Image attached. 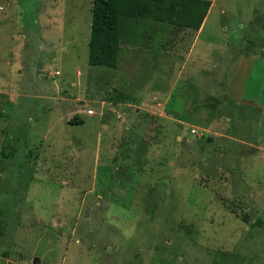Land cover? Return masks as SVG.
Returning <instances> with one entry per match:
<instances>
[{"label": "rangeland", "instance_id": "obj_1", "mask_svg": "<svg viewBox=\"0 0 264 264\" xmlns=\"http://www.w3.org/2000/svg\"><path fill=\"white\" fill-rule=\"evenodd\" d=\"M210 1L113 69L92 0H0V264H264V0Z\"/></svg>", "mask_w": 264, "mask_h": 264}, {"label": "trees", "instance_id": "obj_2", "mask_svg": "<svg viewBox=\"0 0 264 264\" xmlns=\"http://www.w3.org/2000/svg\"><path fill=\"white\" fill-rule=\"evenodd\" d=\"M210 0H92L88 39V64L116 68L120 49L121 22L150 19L171 27L198 30L210 9ZM71 124H82L74 116ZM15 146H3L0 158L14 155ZM255 224H260L255 220Z\"/></svg>", "mask_w": 264, "mask_h": 264}, {"label": "crops", "instance_id": "obj_3", "mask_svg": "<svg viewBox=\"0 0 264 264\" xmlns=\"http://www.w3.org/2000/svg\"><path fill=\"white\" fill-rule=\"evenodd\" d=\"M2 8H0V37H1V34L2 32L4 31L5 27L3 25V19L5 18L6 19V14H4L3 12V6H1ZM7 20V19H6Z\"/></svg>", "mask_w": 264, "mask_h": 264}, {"label": "built area", "instance_id": "obj_4", "mask_svg": "<svg viewBox=\"0 0 264 264\" xmlns=\"http://www.w3.org/2000/svg\"><path fill=\"white\" fill-rule=\"evenodd\" d=\"M92 112H93V111H92L90 108H87V109H86V114H92Z\"/></svg>", "mask_w": 264, "mask_h": 264}]
</instances>
